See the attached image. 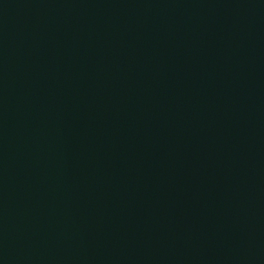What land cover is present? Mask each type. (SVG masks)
Returning <instances> with one entry per match:
<instances>
[{"label":"water","instance_id":"1","mask_svg":"<svg viewBox=\"0 0 264 264\" xmlns=\"http://www.w3.org/2000/svg\"><path fill=\"white\" fill-rule=\"evenodd\" d=\"M0 264H264V0H0Z\"/></svg>","mask_w":264,"mask_h":264}]
</instances>
